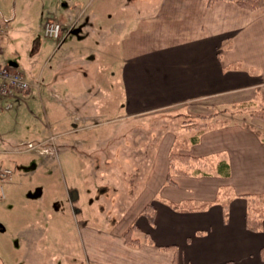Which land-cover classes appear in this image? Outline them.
Returning <instances> with one entry per match:
<instances>
[{"label": "crops", "instance_id": "crops-1", "mask_svg": "<svg viewBox=\"0 0 264 264\" xmlns=\"http://www.w3.org/2000/svg\"><path fill=\"white\" fill-rule=\"evenodd\" d=\"M1 1L0 22L7 23L6 32L16 18L15 1L6 0L11 10ZM43 1L23 0L20 9L38 4L41 7ZM128 2L142 5V13L132 17V25L121 37L111 66L114 71L107 69L108 63L101 61L99 55L106 34L100 28V20L104 19H99L98 27L92 23L96 15L78 19L72 13L76 8L73 2L65 3V8L49 9L44 23L60 22L63 39H52L50 58L42 67L32 60L43 50L42 44L33 48L31 66L22 73L30 89L13 103L18 106L17 117L26 113L35 116L37 104V109L43 110L46 124L31 130L37 136L36 142L55 135L54 150H70L84 141L85 144L83 137L71 135L89 133L93 128L100 130L102 125L105 128L114 121L116 116L106 114L108 102L111 107L119 102V119H133L167 110H184L200 117L205 116L202 108L208 105L264 99V7L249 11L230 0ZM85 53L86 57L82 56ZM9 63L18 69L14 62ZM36 67L40 68L38 75ZM209 122L213 125L218 119ZM174 139L175 134L167 131L154 147L144 189L121 222L97 227L83 224L80 243L88 261L264 264V217L259 231H250L245 224L250 206L254 203L257 207L253 200L264 194V136L232 124L206 129L194 145L181 152L209 159L214 167L224 161L229 176L215 170L200 176L170 174L169 184L168 153ZM1 140L5 144L4 137ZM81 153L82 172L88 176L93 171L103 174L108 163L104 158L91 159L90 152ZM69 160L75 165V159ZM46 162L41 166H46ZM150 203L155 209L153 223L142 213ZM173 204L192 208L174 210ZM131 225L138 230L133 237L139 243L133 247L123 240ZM144 234L152 243L146 242Z\"/></svg>", "mask_w": 264, "mask_h": 264}, {"label": "rangeland", "instance_id": "rangeland-1", "mask_svg": "<svg viewBox=\"0 0 264 264\" xmlns=\"http://www.w3.org/2000/svg\"><path fill=\"white\" fill-rule=\"evenodd\" d=\"M13 1L16 18L2 36L0 58L4 63L14 62L23 74L31 66L29 60L37 44L41 43L43 50L32 60L42 67L50 58L53 42L43 36V24L53 6L65 8V3L73 2L76 8L72 13L78 19H88L91 14L97 16L92 22L94 27H98L100 18L104 19L100 20L103 25L100 28L106 34L99 55L112 71L114 52H118L122 38L132 25V17L142 13V5L128 0H44L41 7L38 4L22 11L20 3L23 0ZM1 2L11 10L6 0ZM57 14H60L59 10ZM39 70L35 68L36 75ZM74 71L78 74V70ZM79 75L83 76L80 72ZM3 103L0 100V107ZM118 106L119 102L114 107L109 102L107 105L106 114H113L116 120L105 128L102 125L100 130L93 128L89 133H73L72 137L80 136L87 142L75 144L72 150H57L56 147L55 158L43 151L40 156L36 151L15 150L27 142H36L32 128H43L46 124L43 110L37 109L38 104L34 109L35 116L26 113L17 117V104L8 111H0V136L6 141L4 144L0 138V166L14 171L10 180L0 181L5 195L0 199V264H93L88 261L80 243L79 232L83 230V224L97 227L121 222L127 216L126 211L144 189L153 149L167 131L188 139L197 132L188 126L201 125L204 118L232 125L245 123L261 130L264 136V122L260 119L264 99L208 105L202 108L205 116L200 117L191 116L184 110H167L141 118L119 119ZM47 141L54 144L57 136L50 135L37 143L45 145ZM81 150L90 152L91 159L104 158L108 162L101 171L104 179L101 172L99 175L92 169L90 176L82 172L79 159L84 156ZM71 158L76 160L75 165L69 160ZM43 162L46 166H41Z\"/></svg>", "mask_w": 264, "mask_h": 264}, {"label": "trees", "instance_id": "trees-1", "mask_svg": "<svg viewBox=\"0 0 264 264\" xmlns=\"http://www.w3.org/2000/svg\"><path fill=\"white\" fill-rule=\"evenodd\" d=\"M207 1L208 3H212L218 0H207ZM230 1H233L239 8L249 11H255L257 9L264 7V0H230ZM202 119L205 120V122L202 123L201 125L195 124L188 126L190 127V129H195L197 131L188 139L180 138L177 135L175 136L173 145L168 153L169 174L167 175V179H166L167 183L172 184L170 180V174L200 176V175L210 174L213 170H215L216 172H218V174L223 175L224 177L229 176L227 170L228 165L224 161H220L214 167L212 161H210L209 159L196 158L188 154L180 153L182 150H188L192 145H194L197 142L199 135L203 133L206 129L215 126L223 127L225 125H228L225 122H213V125H211L208 119H204V118ZM260 119L264 122V112L263 114H261ZM240 126L244 127L245 129L252 130L256 135L260 137L262 136L261 130H258L250 125H246L245 123L241 124ZM253 201L255 202L257 207H255L254 203L250 206L249 209L250 211L248 212V215L246 217L245 224H246V228L249 229L250 231H259L262 228V219L264 217V194L261 196H256V198ZM172 207L174 210H179V211H188L192 208L187 204H173ZM142 213L147 218L149 223H153L155 209L151 203L145 206ZM136 231H138L137 227L135 225H132L123 234V240L127 246L133 247L135 245H138L139 243L138 239L133 237V233H135ZM144 239L146 240V242L152 243V241L149 239L147 234H144ZM172 264H177L176 260H174Z\"/></svg>", "mask_w": 264, "mask_h": 264}, {"label": "built area", "instance_id": "built-area-1", "mask_svg": "<svg viewBox=\"0 0 264 264\" xmlns=\"http://www.w3.org/2000/svg\"><path fill=\"white\" fill-rule=\"evenodd\" d=\"M7 28L6 22H0V39L2 34L5 32ZM62 25L55 21H47L43 26V36L48 39L54 40H62L63 32ZM1 53V47H0ZM30 89V84L24 77V75L15 67H13L9 63H4L0 61V100H2L3 106L0 109L2 110H10L13 107V103L17 100L19 95H25ZM42 143H32L27 142L26 144H22L25 151H36L40 155L41 151L45 152L50 156H54V149L52 144L47 142ZM12 171L8 168H3L0 166V181L1 180H9L11 178ZM4 198L3 188L0 186V199Z\"/></svg>", "mask_w": 264, "mask_h": 264}]
</instances>
